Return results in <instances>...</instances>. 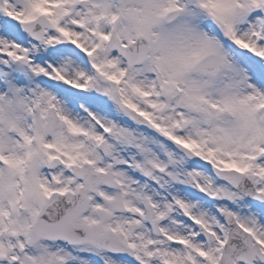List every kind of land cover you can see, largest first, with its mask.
Segmentation results:
<instances>
[{
	"label": "snow or ice",
	"instance_id": "1",
	"mask_svg": "<svg viewBox=\"0 0 264 264\" xmlns=\"http://www.w3.org/2000/svg\"><path fill=\"white\" fill-rule=\"evenodd\" d=\"M0 264H264V0H0Z\"/></svg>",
	"mask_w": 264,
	"mask_h": 264
}]
</instances>
